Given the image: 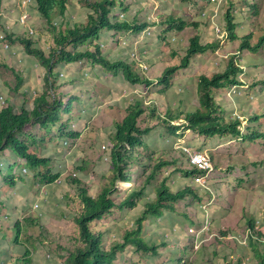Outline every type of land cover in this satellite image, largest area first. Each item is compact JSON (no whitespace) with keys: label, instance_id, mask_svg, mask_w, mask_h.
I'll return each mask as SVG.
<instances>
[{"label":"rangeland","instance_id":"1","mask_svg":"<svg viewBox=\"0 0 264 264\" xmlns=\"http://www.w3.org/2000/svg\"><path fill=\"white\" fill-rule=\"evenodd\" d=\"M24 1L1 0L0 10V61L7 59L10 65L0 72V96L6 97L0 107L11 104L16 112L23 108L33 109L34 99L47 90V71L22 45L5 42L7 31L33 39L50 54L56 29L86 24L92 13L90 5L102 0H71L66 16L56 17L52 25L40 14L37 5L24 6ZM117 3L114 19L115 16L123 21L136 19L138 24L148 23L149 27L142 33H129L128 36L105 34L100 41L102 52L112 62L136 63L137 71L153 84L147 87L132 85L122 73L110 78L112 84L107 81L109 73L100 66H92L89 61L58 66V83L62 88L56 92L49 90V93L54 96L67 92L78 96L72 111L73 128L81 135L73 138L57 134L42 142L38 127L30 129L31 140L37 142L33 144L34 148L53 158V172H61L60 182L36 181L33 172L22 170L26 166L22 159L15 164L16 187L8 186L2 172L0 259L16 254L22 260L21 264H69L76 239H80V229L75 222L80 202L70 178L82 179L94 195L101 190L112 165L115 123L130 104L142 99L147 113L140 124L154 126L147 141L160 153L148 154L152 155V162L135 169L128 186L119 180L118 188L129 190L143 186L154 161L161 156L167 160L176 158L177 162L162 169L137 207L124 209L103 220L106 246L122 242L124 233L136 227V219L145 203L156 197L154 190L163 180H167L173 191L195 185L194 178L181 171L190 168L183 146L209 151L215 169L210 179L212 190L194 187L198 188L202 201L186 198L177 204L176 211L166 210L162 216L151 215L145 220L143 236L158 250L157 254L138 252L129 244L115 264H238L240 261L241 264L244 261L259 264L250 241L249 221L257 219L256 227L259 228L256 229L263 234L264 229L258 221L264 219V139L250 142L242 138L217 137L208 141L205 136L185 127L173 133L162 121H153L151 110L164 112L171 108L173 112H185L196 109L199 77L223 73L230 58L237 56L239 64L244 66L245 74L241 77L244 86L219 91L216 101L225 109L226 117L241 120L243 132L264 134V51L239 53L246 36L264 30V0H118ZM230 10L234 12L237 25L236 41H231L227 33L226 14ZM25 14L28 18L26 25H22L20 20ZM171 16L188 24L184 32H165L169 27L167 19ZM196 34L201 35L203 44L220 41L221 47L215 53L197 56L189 69L175 77L173 87L165 88L159 84L164 70L179 65L180 59L174 53L184 55L190 39ZM222 34L224 39L220 38ZM86 48L87 45H81L78 50ZM20 78H24V83L16 91ZM184 123L183 118L173 121L175 125ZM139 152L144 155V151ZM1 157L0 167L7 166L6 172L14 160L11 163L8 156ZM37 203L41 204L38 210L35 209ZM40 212L43 213L40 227L26 221ZM19 220L20 229L17 227ZM1 224L11 228L3 230ZM258 248L264 253V244L258 243Z\"/></svg>","mask_w":264,"mask_h":264},{"label":"trees","instance_id":"2","mask_svg":"<svg viewBox=\"0 0 264 264\" xmlns=\"http://www.w3.org/2000/svg\"><path fill=\"white\" fill-rule=\"evenodd\" d=\"M117 1H95L90 5L92 13L88 16L86 24L82 23L72 27L67 26L65 29H56L57 35L54 38V47L50 54H47L39 46V43L33 39L21 37L15 32L7 31L4 41L10 45H22L25 51L34 56L40 66L47 71L45 79L47 90L41 92L34 99L33 109L23 108L20 112H16L11 104L0 107V159L4 155L14 160V164L6 169V172L4 168L0 167V172L1 174L3 172L9 187L17 186V172L14 170L16 169V162L21 159L26 163V167L33 172L36 181L51 183L61 177V172H53V158L41 154L34 148L33 144L37 142L31 140L33 138L30 131L32 127H38L42 142L52 139L57 134L60 137L71 136L74 138L80 136V132H76L72 127V111L74 103L78 101V96L71 93L68 95L67 92L56 93L54 96L49 93V90L56 92L62 88V85L58 83L60 79L58 66L89 61L92 66H100L114 76L122 73L124 79L132 85L142 84L147 87L153 84L152 81L137 71L136 63L128 61L112 62L102 52L100 41L105 34H127L126 36H128L129 33H142L149 27L148 23L138 24L136 19L123 21L122 19L118 20L116 16L114 19L113 13L116 12V8L119 6ZM206 1L212 2V0ZM70 3L71 0H37V10L52 25L56 17L66 16ZM226 22L227 33H229L231 41H236L238 39L235 33L237 25L232 10L227 12ZM167 24L169 27L165 29L166 33H182L188 27L185 21L173 16L167 19ZM194 26L199 27L197 24ZM88 43L90 44L88 45ZM81 45H87V48L78 50ZM220 47V41L203 44L201 35L196 34L190 39L184 55L174 53L176 58L180 59L179 65L167 67L163 72V76L159 79V84L167 89L172 88L175 77L181 71L189 69L197 56L209 52L215 53ZM70 49L73 51H70ZM263 51L264 30H261L256 34L251 33L242 40L239 53L256 54ZM238 60L237 56H232L223 73H214L211 76L201 75L199 77V105L196 109L185 112H173L171 108H167L164 112L152 109L151 117L153 121H162L169 126L173 133H176L181 127L191 129L205 136L208 141L217 137L242 138L250 142L264 139L262 133L253 132L248 135L243 132L241 120L226 117L225 109L216 101V95L219 91H232L235 88L244 86L241 81V77L245 74L244 66L239 64ZM9 67L7 59L3 62L0 61V72L2 68L8 69ZM23 83L24 78H20L15 90H20ZM26 94L28 93L26 92ZM146 113L147 110L143 100L136 99L134 103L126 108L122 118L116 121L113 136L114 146L111 151V169L105 175V182L102 183V188L96 195L89 191L82 179L71 176V183L75 185L76 196L80 202V210L75 216V222L80 229V239H76L75 249L68 259L69 264H115L123 249L129 244L136 247L138 252L157 254L158 250L147 242L143 236L145 220L151 215L162 216L166 210L176 211L177 204L186 198L202 201L196 190L198 188H194L198 187L195 180L194 186L189 185L183 189L173 191L165 179L160 186L155 188L156 197L145 203L144 210L136 219V227L124 233L122 242L116 241L112 246H106L107 238L105 225L102 223L103 220L118 215L124 209L137 207L146 189L153 187L152 185L162 169L177 162L176 158L167 160L161 156L157 162L154 161L155 165L151 167V172L143 186L129 190L118 188L117 182L119 180L132 183L135 169L145 167L147 162H152L150 160L152 155L148 154L160 153L154 150L147 141V136L153 131L154 126L140 124L141 118ZM180 118L185 120L184 124H173L175 119ZM139 150L144 151L143 156H141ZM182 151L190 168L181 171L190 178L203 174L190 164L184 149ZM120 195L125 196L121 198ZM26 221L37 227L42 224L40 214L26 219ZM20 223L19 220L17 223L19 229L21 227ZM256 223L257 219L249 221V228L252 230L250 241L255 247L254 253L259 259V264H264V253L258 248V243L264 244V232L262 234L257 231ZM260 227L264 229V219L260 222ZM26 252L30 254L29 250H26ZM238 264H241V261Z\"/></svg>","mask_w":264,"mask_h":264},{"label":"built area","instance_id":"3","mask_svg":"<svg viewBox=\"0 0 264 264\" xmlns=\"http://www.w3.org/2000/svg\"><path fill=\"white\" fill-rule=\"evenodd\" d=\"M216 0H213V2H215ZM37 5V0H26L24 1V6L26 5ZM28 18V14L22 15V20H20L21 24L25 25L26 23V19ZM33 33V32H31ZM220 38H225V35L222 34V37L220 36ZM127 44V42H125V45ZM5 96L1 95L0 96V103L4 104L5 103ZM183 149L185 151V153L187 154V157L190 161V164L195 166L197 169H199L203 174H198L195 177V182L198 183L199 186H201L202 188L211 191V174L214 172V163L213 160L209 154L208 151H204V150H197L194 149L190 146H183ZM25 172H27V169H24ZM36 206L38 207V204H36ZM0 247H1V243H0ZM244 264H247L246 262H244Z\"/></svg>","mask_w":264,"mask_h":264},{"label":"crops","instance_id":"4","mask_svg":"<svg viewBox=\"0 0 264 264\" xmlns=\"http://www.w3.org/2000/svg\"><path fill=\"white\" fill-rule=\"evenodd\" d=\"M20 4V3H19ZM131 38V37H130ZM109 76H107V81H109V82H111L112 83V79H110V78H113V76L114 75H112V74H108ZM113 84V83H112ZM112 87V86H111ZM116 88V87H115ZM114 110L112 109L111 110V112H113ZM202 149H204V148H202ZM205 151H206V149H204ZM19 159H21V158H19ZM9 161L11 162V163H13V159H11V158H9ZM7 167V166H6ZM6 167H4V169L6 168ZM26 167V166H25ZM0 181L2 182V176H1V172H0ZM3 189V188H2ZM1 191V190H0ZM44 195V194H43ZM0 202H2V201H0ZM2 225V229L4 230L5 229V227H6V229H10L11 227L10 226H5V225H3V224H1ZM5 229V230H6ZM3 230H1V231H3ZM1 250H2V248H1ZM2 252V251H1ZM4 257V256H3ZM7 260V261H6ZM3 261H5V262H7L8 264H21L22 263V260H20L19 259V257H18V255H16V254H13V255H9L8 256V258L7 259H5V258H1L0 259V264L3 262Z\"/></svg>","mask_w":264,"mask_h":264},{"label":"clouds","instance_id":"5","mask_svg":"<svg viewBox=\"0 0 264 264\" xmlns=\"http://www.w3.org/2000/svg\"><path fill=\"white\" fill-rule=\"evenodd\" d=\"M218 1V0H217ZM212 2H213V0H212ZM216 2V1H215ZM23 25V24H22ZM26 25V24H25ZM125 42H127L126 40L124 41V43ZM127 45V44H126ZM73 122V124H72V127H73V125H75L74 124V121H72ZM74 129V128H73ZM75 130V129H74ZM76 131V130H75ZM80 135H81V133H80ZM66 143H67V141H66ZM199 150H204V149H199ZM205 151V150H204ZM208 151V150H207ZM209 152V151H208ZM24 169H27L28 171L27 172H25L24 171ZM22 170L24 171V173H30V170L27 168V167H24V168H22ZM32 172V171H31ZM212 175V174H211ZM197 176V175H196ZM195 176V177H196ZM195 177H194V180H195ZM58 179H60V177L59 178H57L56 180H57V182H60ZM55 180V181H56ZM198 184V183H197ZM199 186V185H198ZM199 187H201V186H199ZM202 188V187H201ZM204 189V188H203ZM204 190H206V189H204ZM212 190V189H211ZM206 191H209V190H206ZM45 193H47V192H45ZM47 194H45V195H42V196H46ZM38 204V207L36 206V208L35 209H37L38 210V208L40 209V205L41 204H39V203H37ZM40 215L42 216L43 215V213L42 212H40ZM258 223L260 224V221H258ZM258 227V226H257ZM259 228V227H258ZM0 243H1V241H0ZM1 248H2V243H1V247H0V255H1ZM244 262H246L247 263V261H244ZM244 262H243V264H244ZM1 264H8L7 262H5V261H3Z\"/></svg>","mask_w":264,"mask_h":264},{"label":"bare ground","instance_id":"6","mask_svg":"<svg viewBox=\"0 0 264 264\" xmlns=\"http://www.w3.org/2000/svg\"><path fill=\"white\" fill-rule=\"evenodd\" d=\"M122 184L128 186L130 184V182L122 181Z\"/></svg>","mask_w":264,"mask_h":264}]
</instances>
